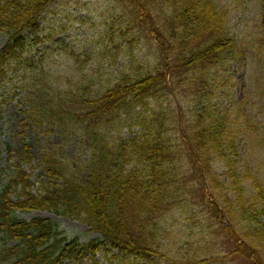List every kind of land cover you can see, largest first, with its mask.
I'll list each match as a JSON object with an SVG mask.
<instances>
[{
    "label": "trees",
    "instance_id": "16d2710c",
    "mask_svg": "<svg viewBox=\"0 0 264 264\" xmlns=\"http://www.w3.org/2000/svg\"><path fill=\"white\" fill-rule=\"evenodd\" d=\"M56 1L0 0V87L16 81L12 97L33 125L86 139L88 175L44 151L35 181L24 169L33 145L21 133L22 157L11 164L8 148L11 175L0 184V264H96L102 250L140 264H264V0H124L143 36L122 26L109 34L120 53L126 38L127 61L103 90L102 67L94 78L80 63L92 54L66 48L80 74L70 88L49 82L45 56L31 55ZM250 8L252 39L240 42L231 14ZM141 38L157 54L148 67L135 55ZM248 49L260 101L229 106L231 65ZM33 211L81 222L103 240L82 244L56 222L20 217Z\"/></svg>",
    "mask_w": 264,
    "mask_h": 264
},
{
    "label": "rangeland",
    "instance_id": "374dc122",
    "mask_svg": "<svg viewBox=\"0 0 264 264\" xmlns=\"http://www.w3.org/2000/svg\"><path fill=\"white\" fill-rule=\"evenodd\" d=\"M218 1L222 4L221 0ZM129 13L130 9L124 0H57L49 6L44 15L38 34V44L34 48H30V53L32 56H45L48 80L60 88L73 87L80 77L79 67L74 61L75 56L66 48L71 47L72 52L75 51L77 55L92 54V59L88 63L86 56L82 55L80 63L87 66L86 74H92L94 78L98 77V68L102 67L99 73L100 85L98 84L96 88L103 90L111 85L112 80L118 71L126 65L127 61V58L124 57L128 47L126 38L123 39L125 42H123V49L120 53L118 45L111 43L109 34L113 35L114 31L119 30L122 26L123 28L126 27L127 33L131 36H143L129 24ZM255 14V8H250L246 12L233 11L231 14V21L233 22L231 28L233 33L239 37L240 42L248 37L251 41V32L248 31L247 26L252 23L249 20L253 19L254 21ZM115 37L118 38V36ZM121 41L122 39L119 38L117 44ZM6 42V37L0 33V51ZM140 43V50H136L135 55L141 61L152 60L149 65L145 64V67L151 66L157 56L156 50L155 48L151 50L144 38H141ZM45 51L47 52L45 53ZM248 52H250L249 49ZM250 54L251 57L243 56L240 62L231 65L230 81L227 85L229 106L233 102L257 103L260 101L254 92V84L250 78V72L255 63L254 53L250 52ZM81 64L78 66L81 67ZM15 82L12 81L5 87H0V184H5L11 175V172L5 170L10 155L7 152L8 148L13 150L11 164L18 163L22 157V132L31 140L34 159L33 168L25 166L24 169L32 174L35 181L40 178L39 176L43 171L40 154L44 151L57 155V160H62L66 164L68 162L76 175L82 178L87 177L88 173L83 165L86 156L84 146L86 139L84 142L82 139L68 141L67 135L62 133L61 128L56 124L51 127L44 126V128L33 125L27 119V115L23 114L25 102H22L21 98L12 97ZM228 87H230L229 90ZM217 101L221 106H225L227 103L225 99L220 98V95H218ZM185 105L186 103H183V106ZM261 174L264 180V171ZM41 180L44 179L41 178L39 181ZM20 217L26 220L41 218L56 222L59 224L63 236H69L70 240L79 239L82 244L96 239L103 240L100 235L90 232L83 223L57 216L51 212L33 211L22 214ZM178 219L185 222L189 221L186 217L182 218L181 216ZM188 224L189 222L186 225ZM66 263L94 264L90 259H84L83 263L66 260ZM96 264H140V261L132 257L118 256L116 251L108 255L102 250L96 254ZM229 264L247 263L241 260H233Z\"/></svg>",
    "mask_w": 264,
    "mask_h": 264
}]
</instances>
